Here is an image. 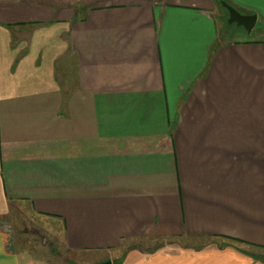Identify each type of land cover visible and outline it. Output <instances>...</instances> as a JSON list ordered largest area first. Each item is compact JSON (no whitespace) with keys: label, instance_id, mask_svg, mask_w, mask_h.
Wrapping results in <instances>:
<instances>
[{"label":"crops","instance_id":"crops-1","mask_svg":"<svg viewBox=\"0 0 264 264\" xmlns=\"http://www.w3.org/2000/svg\"><path fill=\"white\" fill-rule=\"evenodd\" d=\"M223 3L264 33V0H0V264H55L22 208L90 264H264V38Z\"/></svg>","mask_w":264,"mask_h":264},{"label":"rangeland","instance_id":"rangeland-1","mask_svg":"<svg viewBox=\"0 0 264 264\" xmlns=\"http://www.w3.org/2000/svg\"><path fill=\"white\" fill-rule=\"evenodd\" d=\"M228 4V3H226ZM224 6V5H223ZM231 6V5H230ZM225 16L223 19V39H259L264 38V33L262 32V24L259 21L254 27L252 32H248L245 27L238 25L237 23H229V12L228 10L221 8ZM75 12V11H74ZM77 15L83 16V9ZM76 13V12H75ZM222 30V29H221ZM14 222V236L16 239L17 246L20 250L30 251L33 256L37 259L45 260L55 264H90V259L96 260L100 258V253H94L92 256L86 254L73 255L71 252L65 249L62 241L53 235L56 232V228L46 219L40 216L32 215L28 210L22 208L18 211L16 218L13 219ZM171 241L179 242L181 244H193L194 246H202L207 243L219 244L223 243V240L215 239H167V238H154L145 241L150 248H157L165 243H170ZM252 253L257 255H264L263 251L251 250ZM91 257V258H89ZM114 258V257H112ZM92 260V261H93ZM112 264H119V259H110ZM106 262V261H104Z\"/></svg>","mask_w":264,"mask_h":264},{"label":"water","instance_id":"water-1","mask_svg":"<svg viewBox=\"0 0 264 264\" xmlns=\"http://www.w3.org/2000/svg\"><path fill=\"white\" fill-rule=\"evenodd\" d=\"M223 5L229 12V23H237L238 25L245 27L249 33L252 32L258 19L256 15H244L229 4L223 3ZM99 264H112V262L106 261Z\"/></svg>","mask_w":264,"mask_h":264},{"label":"trees","instance_id":"trees-1","mask_svg":"<svg viewBox=\"0 0 264 264\" xmlns=\"http://www.w3.org/2000/svg\"><path fill=\"white\" fill-rule=\"evenodd\" d=\"M252 256H254V257H256V258H258V259H260L261 261H263L264 262V256L263 255H253L252 254Z\"/></svg>","mask_w":264,"mask_h":264}]
</instances>
